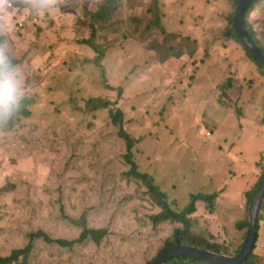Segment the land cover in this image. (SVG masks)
Listing matches in <instances>:
<instances>
[{"label": "rangeland", "instance_id": "1", "mask_svg": "<svg viewBox=\"0 0 264 264\" xmlns=\"http://www.w3.org/2000/svg\"><path fill=\"white\" fill-rule=\"evenodd\" d=\"M100 1L64 0L41 24L20 27L19 13L7 20L28 96L19 117L0 129V257L39 230L74 238L60 222L64 196L67 210H89V227H108L110 235L72 248L37 240L30 264H148L160 257L174 227L150 220L159 208L147 187L123 175L130 165L110 118L114 108L137 141L138 171L172 208L181 211L191 195H217L213 204L196 203L192 231L237 255L249 229L237 223L249 222V192L264 175V68L228 34L241 0H122L108 21L96 23L94 47L86 46ZM250 11L264 47V13ZM90 99L115 106L90 111ZM78 128L95 138L88 154L74 151ZM52 145L80 172L51 175ZM257 215L253 252L263 264L264 196Z\"/></svg>", "mask_w": 264, "mask_h": 264}, {"label": "trees", "instance_id": "2", "mask_svg": "<svg viewBox=\"0 0 264 264\" xmlns=\"http://www.w3.org/2000/svg\"><path fill=\"white\" fill-rule=\"evenodd\" d=\"M68 1V0H67ZM81 0H71V2H80ZM66 2V1H65ZM122 3V0H101L98 4L96 10L92 12L91 19L92 23L89 26L90 36L88 39L83 40L82 42L86 46L94 47L93 38L95 39L96 31V23L106 22L112 16L113 13L116 12ZM240 1H238V4ZM238 5L235 7V12L237 10ZM257 7L260 8L261 12L264 13V0H254L251 2L244 11L243 23L245 31L249 37V39L253 42V44L264 54V47L261 46L259 39L257 37L256 30L253 29L251 23L249 22L250 9ZM235 12L233 14H235ZM233 15L230 16L231 28L228 31V34L231 39L240 43L246 50L247 55L255 61L260 67L264 68V65L261 64L258 60H256L250 53L248 48L242 43V41L236 35L234 30L233 23ZM154 25L156 23L154 22ZM97 52V51H96ZM104 53V51L102 52ZM97 55V59L95 63H99L102 54ZM26 101V100H25ZM223 103V102H222ZM229 105V104H227ZM110 106H115V103H111L109 101H103L99 99H90L87 103V107L91 110H99L101 108H108ZM240 115V114H239ZM241 116V115H240ZM111 121L114 125L118 126L117 129L118 137L123 140L126 144V154L124 156L125 161L130 165V169L123 173L124 176L134 177L137 179H141L142 182L148 189V193L152 202L159 208L158 211L150 216V220L155 224L159 223H169L174 227V232L171 235V241L165 245V248L169 246L175 245H188L197 248H202L205 250H209L215 253L227 255L229 254L227 251L222 252V249L219 245L211 244L210 242L201 239L197 234L192 231L193 228V219L192 216L196 212V203L200 200H205L209 204H213L216 199V194H203L198 193L196 195H191L189 204L183 208L181 211H177L171 207L168 201V197L166 194L160 190L159 187L154 185L153 180L150 176L146 174H142L138 171L137 165L133 159V149L137 141L132 138L129 133L125 129V121L124 115L121 109L114 108L111 111ZM260 124L264 127V120L259 121ZM75 132V133H74ZM71 138L74 140L76 152L80 154H88L93 150V147L96 143L95 138L91 136L90 133L78 128L77 130H73L71 132ZM46 149L55 153L57 158L55 160L53 169L51 170V175H66V174H77L80 172V165H76L75 162L72 161L71 158H67L62 150H59L56 147L49 146ZM60 151V152H57ZM264 175L260 179V182L256 185L257 187L263 182ZM72 192V191H71ZM73 193V192H72ZM254 192H249V203L252 201ZM60 208L62 217L60 218V222L65 225H69L72 229L76 231L74 238L72 239H53L45 232L39 230L37 232H32L29 234V242L28 244L22 248L13 250L9 256L0 257V264H30L29 258L34 249V243L37 240L42 239L43 241L49 244H58L62 247L72 248L76 245H84L89 243L90 241L94 242L97 245H100L102 241L110 235V231L108 227H98L93 228L89 227L88 216L90 211L85 210L81 212L77 208H73L72 210H67L66 207V196L61 199ZM80 212V214H79ZM260 217L257 216V231H258V221ZM179 224L182 227H179ZM249 227V222L239 221L237 223V229L244 230ZM256 231V238L254 242V246L249 257L241 264H259L256 260L257 256L253 252L255 249V244L258 239V233ZM163 248L162 251L165 249ZM157 256H160L161 252ZM239 251H236L235 254H238ZM235 256V255H232ZM154 262V260H153ZM152 262V263H153ZM148 263V264H152ZM214 264L204 259L195 258L191 256H176L172 257L164 264ZM264 264V263H263Z\"/></svg>", "mask_w": 264, "mask_h": 264}, {"label": "clouds", "instance_id": "3", "mask_svg": "<svg viewBox=\"0 0 264 264\" xmlns=\"http://www.w3.org/2000/svg\"><path fill=\"white\" fill-rule=\"evenodd\" d=\"M63 2L64 0H0V129L6 128L19 117L28 96L25 88L26 70L17 60L14 46L7 35V20L12 14L19 13L20 27L25 23L41 24L47 20L43 16L57 11ZM35 18L38 21L35 22Z\"/></svg>", "mask_w": 264, "mask_h": 264}, {"label": "water", "instance_id": "4", "mask_svg": "<svg viewBox=\"0 0 264 264\" xmlns=\"http://www.w3.org/2000/svg\"><path fill=\"white\" fill-rule=\"evenodd\" d=\"M254 0H241L238 4L236 13L233 18L234 30L238 38L242 43L248 48L249 53L264 65V54L258 50V48L249 39L243 23V16L245 8ZM264 196V180L258 186L255 191L249 210V229L247 232L246 239L242 245L241 250L235 256H227L219 253H215L202 248H197L188 245H175L165 248L160 257L155 260L152 264H164L166 260L176 257V256H191L195 258H200L212 262L214 264H241L250 255L252 248L254 246L256 231H257V213L259 209L260 202Z\"/></svg>", "mask_w": 264, "mask_h": 264}, {"label": "built area", "instance_id": "5", "mask_svg": "<svg viewBox=\"0 0 264 264\" xmlns=\"http://www.w3.org/2000/svg\"><path fill=\"white\" fill-rule=\"evenodd\" d=\"M34 21L36 22V21H38V20L35 18ZM22 22H23V20L21 21V25H22Z\"/></svg>", "mask_w": 264, "mask_h": 264}]
</instances>
